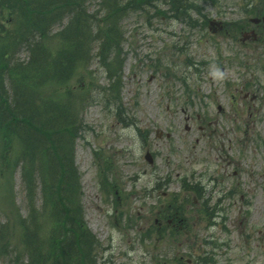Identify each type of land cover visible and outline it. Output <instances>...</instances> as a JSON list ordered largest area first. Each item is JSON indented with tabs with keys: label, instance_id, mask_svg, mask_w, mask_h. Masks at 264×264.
I'll return each mask as SVG.
<instances>
[{
	"label": "rangeland",
	"instance_id": "374dc122",
	"mask_svg": "<svg viewBox=\"0 0 264 264\" xmlns=\"http://www.w3.org/2000/svg\"><path fill=\"white\" fill-rule=\"evenodd\" d=\"M100 2L90 0V10ZM188 5L193 8L185 17L166 11L167 4L160 1L138 3L121 15L116 52L123 59L117 102L122 112L106 96L110 79L96 56L97 46L91 75L78 69L98 87L82 104L84 124L74 160L85 221L101 244L99 264H197L188 259L210 250L207 232L213 229L207 228L204 198L185 190L183 179L190 182L191 174L205 173L221 132L241 127L245 189L252 185L247 174L252 167L264 175V27L249 20L264 14V0H192ZM213 19L221 21L222 30L214 29L218 25L210 24ZM236 22L244 25V32L255 28L257 39L243 42ZM18 144L10 147L15 160ZM13 173L12 178L8 170L0 176V207L12 221L28 209L20 166ZM245 194L243 210H250L246 220L255 213L252 220L259 218L257 225L264 228V191L256 198ZM176 207L188 225L179 233L167 224ZM252 224H246L244 236ZM18 227L11 224L16 242ZM214 230L224 237L220 226ZM238 241L234 238L231 249L223 248L227 255L219 251L215 258L221 264H264V239L244 247Z\"/></svg>",
	"mask_w": 264,
	"mask_h": 264
},
{
	"label": "trees",
	"instance_id": "16d2710c",
	"mask_svg": "<svg viewBox=\"0 0 264 264\" xmlns=\"http://www.w3.org/2000/svg\"><path fill=\"white\" fill-rule=\"evenodd\" d=\"M89 1L0 0V176L8 170L12 178L20 166L28 207L13 221L0 207L2 263L99 264L101 244L85 221L74 160L84 124L82 104L98 87L78 69L88 72L97 46L96 56L110 79L106 96L117 103L121 15L138 3L157 1L177 17L193 8L188 5L192 0H101L91 11ZM234 24L235 30L243 27ZM15 141L16 160L9 156ZM11 222L19 225V242Z\"/></svg>",
	"mask_w": 264,
	"mask_h": 264
},
{
	"label": "flooded vegetation",
	"instance_id": "af4514ba",
	"mask_svg": "<svg viewBox=\"0 0 264 264\" xmlns=\"http://www.w3.org/2000/svg\"><path fill=\"white\" fill-rule=\"evenodd\" d=\"M260 25L261 23L257 24V26ZM218 108L223 112L220 105ZM240 130L241 127L235 126L232 127L231 132H221V138L218 141L219 146H212L211 149L215 152L214 160L207 164L205 173H198L196 171L194 174H191L190 177L189 190L201 198H204L203 206L207 214V228L213 229L207 232V244L211 245L210 250L205 251L201 249L203 254H201L200 257L206 256L207 254L211 258H215V255H217L219 251L221 252L220 256L227 255V251L223 252V248H229V246H231L230 242L234 241V238L239 239L238 244L241 247H244L243 244H248L255 239H264V237H261V235H264V228L257 225L259 218L252 220L255 216V213H253L254 215L251 216V214H249L246 220V215L250 210H243L242 203H244L246 197L245 191L249 192V196H252V198L258 197L259 193L264 191V175L259 173L257 170L258 166L256 169L252 167V169L247 172L248 181L251 182L252 185L248 189H245V168L242 164L244 158V154L242 153L244 152L245 142L241 135L242 131ZM216 131L215 129L211 131L210 134ZM201 175H203L202 178L207 177L206 182L199 177ZM205 195L208 198H205ZM213 198L216 199L214 202H212ZM249 221L253 222L252 228L251 231L244 236L243 230ZM186 223L187 219L185 220V218L181 216V210L179 208L176 207L171 214H168L167 224L172 225L173 229L178 233L180 230L182 231L188 228ZM218 226H220V230L224 232V237L215 232L214 229ZM220 241L222 243H220ZM199 258H190L188 262L197 263L199 260L200 264H202V259ZM213 260L214 264H221L218 259L215 258Z\"/></svg>",
	"mask_w": 264,
	"mask_h": 264
},
{
	"label": "water",
	"instance_id": "95a60500",
	"mask_svg": "<svg viewBox=\"0 0 264 264\" xmlns=\"http://www.w3.org/2000/svg\"><path fill=\"white\" fill-rule=\"evenodd\" d=\"M212 23H213V21H212ZM146 158H147L150 162L153 161V159H152V157L150 156V154H147V155H146Z\"/></svg>",
	"mask_w": 264,
	"mask_h": 264
}]
</instances>
